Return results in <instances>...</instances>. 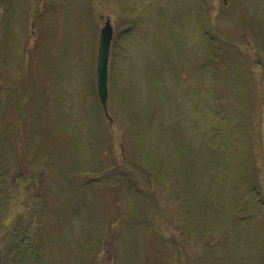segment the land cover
I'll use <instances>...</instances> for the list:
<instances>
[{"label":"rangeland","instance_id":"1","mask_svg":"<svg viewBox=\"0 0 264 264\" xmlns=\"http://www.w3.org/2000/svg\"><path fill=\"white\" fill-rule=\"evenodd\" d=\"M2 1L1 264L39 195L52 205L41 264H264V0ZM107 19L109 117L96 74ZM140 186L155 237L131 227L146 217Z\"/></svg>","mask_w":264,"mask_h":264},{"label":"trees","instance_id":"2","mask_svg":"<svg viewBox=\"0 0 264 264\" xmlns=\"http://www.w3.org/2000/svg\"><path fill=\"white\" fill-rule=\"evenodd\" d=\"M253 6H255L254 4H252ZM4 6V2L2 0H0V8ZM48 7H52V5L50 4ZM204 7V16L205 19H203V27L206 28L207 25H210L211 27L213 26V22L211 19V15L209 12L210 6L205 3L203 4ZM46 8V7H43ZM207 29V28H206ZM244 34H249V33H244ZM209 35V34H208ZM211 36V35H210ZM219 36V35H217ZM248 36V35H247ZM212 38L210 40L215 41V42H223V41H219V40H214L213 36L209 37ZM226 41V40H225ZM229 43H231L234 46L233 41H229ZM224 43H221V46L218 48V50L216 51V54H220V58L221 60L218 61L219 63L223 64L228 70L232 67V60H226L228 57H225V53L226 50L229 49H223ZM239 47H247V45H239ZM222 48V49H221ZM248 48V47H247ZM234 49L237 50V47L234 46ZM230 51V50H229ZM230 52H234V51H230ZM236 52V51H235ZM218 56V55H217ZM205 67V66H203ZM201 68V67H198ZM196 68V69H198ZM258 75V74H256ZM7 77L3 78V81H7ZM10 90H15V89H6V92L9 94ZM16 103L14 104L13 107V114H17L19 115L20 113V119H21V115L24 114V112H22V110L24 109L25 105L24 103H22L23 101H20L19 97H17L16 99ZM18 111V112H17ZM3 112V111H2ZM0 112V113H2ZM36 114V113H34ZM123 119V118H121ZM5 120L2 119V117L0 118V122H3ZM258 122V121H257ZM3 123H1V130L2 129H7L9 130L10 128H8L5 124L2 126ZM256 133L252 132V138L254 139V135ZM43 148V146H42ZM41 146L37 149H35V157H37L42 150ZM250 168H252V171L250 172V176L252 178V182H256L258 180V184H256L254 186L255 189L258 188L259 186V179H258V167H257V156H253L252 159H250V163H249ZM3 173V172H2ZM132 177V173L130 174ZM126 177H129L127 174L125 175ZM130 178V177H129ZM131 180V184L134 185V182L132 179ZM4 190H6L7 188H3ZM137 189V193L138 196L137 198H145L146 200H143V208H141V212H143V214L146 216L145 220H141V222H131V227H136V228H146L149 231H151L150 236L155 237L157 236V234L161 233V226L158 224V222L156 221V219L154 218V215L156 214V208L153 211V201L147 202L150 198V195L146 193V191H144L145 189H143L141 186L140 188H136ZM260 189V187L258 188ZM131 190V189H130ZM40 190H39V194H40ZM1 193V191H0ZM150 193V192H148ZM40 195L38 196V198L36 199L37 201H35L34 203V207L32 211L27 212V214L25 215L24 219H18L17 223H16V227L14 228V232L12 234H10V238L12 239V243L8 244V252H7V257H6V253L5 255H3V262L4 264H41L43 261V257L48 256V249L46 247V243L45 240L43 238V230L45 227V219L47 216H50L51 214V210H52V205L51 203H49L48 205L45 204V201H41L39 200ZM5 198L6 200L3 199V201H0V204H3V210L5 209V205L6 203H8V207L10 208V201L12 200V195H11V190H7L6 194H5ZM10 200V201H9ZM8 201V202H7ZM142 202V201H141ZM139 202V204L141 203ZM139 206V205H137ZM261 207V206H260ZM8 208V210H9ZM4 214V213H3ZM6 214V212H5ZM154 214V215H152ZM11 216L8 217V214H6V216L4 217V222H3V226H6L9 222H10V218ZM153 217V218H151ZM23 221V222H22ZM8 226V225H7ZM153 243H156V238L151 240ZM166 242H170V239H167ZM171 243V242H170ZM166 247V244H164ZM158 249L157 250H161L159 249V247L161 248V245H157ZM157 246L155 245V247L157 248ZM4 248V247H3ZM212 257H208L209 264H211L212 262L217 263L219 261V258L217 256H213ZM157 262L159 263L160 261L157 260ZM160 264H163L160 262Z\"/></svg>","mask_w":264,"mask_h":264},{"label":"water","instance_id":"3","mask_svg":"<svg viewBox=\"0 0 264 264\" xmlns=\"http://www.w3.org/2000/svg\"><path fill=\"white\" fill-rule=\"evenodd\" d=\"M113 35H114V28L111 24L110 19H107L100 33L96 74H97L98 95L101 104L105 110V114L108 117H109V111H108L109 58H110ZM1 262H2V250L0 248V264Z\"/></svg>","mask_w":264,"mask_h":264},{"label":"flooded vegetation","instance_id":"4","mask_svg":"<svg viewBox=\"0 0 264 264\" xmlns=\"http://www.w3.org/2000/svg\"><path fill=\"white\" fill-rule=\"evenodd\" d=\"M254 5H257L256 3ZM255 7V6H254ZM260 62V61H259Z\"/></svg>","mask_w":264,"mask_h":264}]
</instances>
